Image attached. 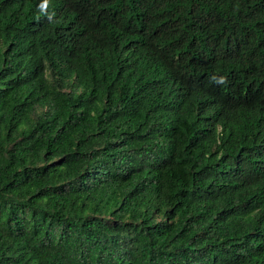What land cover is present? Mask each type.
<instances>
[{
  "label": "trees",
  "instance_id": "1",
  "mask_svg": "<svg viewBox=\"0 0 264 264\" xmlns=\"http://www.w3.org/2000/svg\"><path fill=\"white\" fill-rule=\"evenodd\" d=\"M0 0V264H264V0Z\"/></svg>",
  "mask_w": 264,
  "mask_h": 264
},
{
  "label": "clouds",
  "instance_id": "2",
  "mask_svg": "<svg viewBox=\"0 0 264 264\" xmlns=\"http://www.w3.org/2000/svg\"><path fill=\"white\" fill-rule=\"evenodd\" d=\"M50 0H43V2L39 5V10L42 14H45L48 16L49 21H52L55 13L48 14L47 10L49 8Z\"/></svg>",
  "mask_w": 264,
  "mask_h": 264
}]
</instances>
